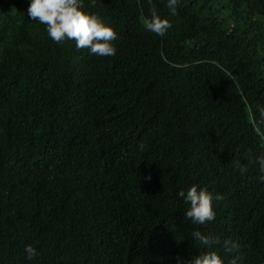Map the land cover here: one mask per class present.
<instances>
[{"label":"trees","instance_id":"trees-1","mask_svg":"<svg viewBox=\"0 0 264 264\" xmlns=\"http://www.w3.org/2000/svg\"><path fill=\"white\" fill-rule=\"evenodd\" d=\"M0 264H264V0H0Z\"/></svg>","mask_w":264,"mask_h":264}]
</instances>
